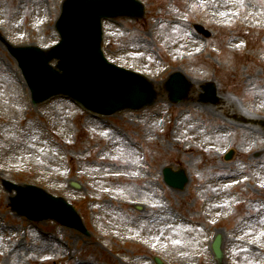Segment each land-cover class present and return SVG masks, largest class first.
Instances as JSON below:
<instances>
[{"label":"rangeland","instance_id":"rangeland-1","mask_svg":"<svg viewBox=\"0 0 264 264\" xmlns=\"http://www.w3.org/2000/svg\"><path fill=\"white\" fill-rule=\"evenodd\" d=\"M62 1L0 0V52L19 78L0 63V213L9 219L0 230V264H157L156 255L163 264H216L210 243L217 233L225 264H264V191L255 182L264 183V144L218 132L217 111L172 103L160 91L161 79L181 70L196 84L213 81L251 107L264 105V0H142L143 18L105 20L106 56L151 74L162 94L151 106L101 119L62 97L31 104L5 46L4 39L54 44ZM196 23L211 35L197 33ZM164 166L185 169L183 190L164 183ZM228 174L234 179L223 180ZM3 178L65 196L90 235L18 216Z\"/></svg>","mask_w":264,"mask_h":264},{"label":"water","instance_id":"water-1","mask_svg":"<svg viewBox=\"0 0 264 264\" xmlns=\"http://www.w3.org/2000/svg\"><path fill=\"white\" fill-rule=\"evenodd\" d=\"M143 14L144 7L138 0H65L64 13L58 22L62 43L48 53L35 47L14 49L13 52L19 60L35 67L32 87L34 90L40 87L44 97L57 93V87V91L75 95L89 108L100 112L138 107L144 103L145 97L153 95L151 85L105 61L100 51V19L117 15L140 17ZM54 56L61 58L58 67L63 71L53 70L48 65ZM178 181L184 183L186 177L183 175ZM19 189L22 195L25 189ZM24 195L17 197L15 202L20 212L37 219L55 217L64 224L85 230L75 209L64 200L49 198L52 202L46 203L32 195ZM215 250L222 255L219 241Z\"/></svg>","mask_w":264,"mask_h":264},{"label":"bare ground","instance_id":"bare-ground-1","mask_svg":"<svg viewBox=\"0 0 264 264\" xmlns=\"http://www.w3.org/2000/svg\"><path fill=\"white\" fill-rule=\"evenodd\" d=\"M199 88H201V87H197V88H195L194 89V91H192L191 93H190V95H192L193 97H196L197 98V96L200 94V89ZM220 95L223 97V95H225V94H221L220 93ZM195 98V99H196ZM202 110H205V111H208V112H210L211 114H214V111L215 110H219V108H224V107H226V105L225 104H222V105H216V106H213V105H208V104H202V103H198L197 104ZM238 113V115L239 116H245V115H243L241 112H237ZM153 184V183H152Z\"/></svg>","mask_w":264,"mask_h":264},{"label":"snow or ice","instance_id":"snow-or-ice-1","mask_svg":"<svg viewBox=\"0 0 264 264\" xmlns=\"http://www.w3.org/2000/svg\"><path fill=\"white\" fill-rule=\"evenodd\" d=\"M241 2H242V0H241ZM174 243L179 244L180 241L179 240H176V241H174Z\"/></svg>","mask_w":264,"mask_h":264}]
</instances>
